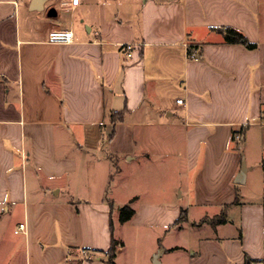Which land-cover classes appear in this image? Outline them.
I'll return each mask as SVG.
<instances>
[{
	"label": "crops",
	"instance_id": "obj_1",
	"mask_svg": "<svg viewBox=\"0 0 264 264\" xmlns=\"http://www.w3.org/2000/svg\"><path fill=\"white\" fill-rule=\"evenodd\" d=\"M12 230L0 264H108L113 239L116 264L264 261V0H0L1 243Z\"/></svg>",
	"mask_w": 264,
	"mask_h": 264
},
{
	"label": "trees",
	"instance_id": "obj_2",
	"mask_svg": "<svg viewBox=\"0 0 264 264\" xmlns=\"http://www.w3.org/2000/svg\"><path fill=\"white\" fill-rule=\"evenodd\" d=\"M223 31H224L225 40L227 43L242 44V45H244L247 48L252 49V50L256 49L258 47V45L256 43L249 41V39L242 32L238 31L237 29L227 27V28H223ZM189 53L190 54L195 53V48L192 45L189 46ZM125 114H126L125 110L113 112L110 116V120L113 123L118 122V121H123L125 118ZM134 214H135V211L131 207L125 206L123 208V210L121 211L120 221L122 223H125L128 220H130ZM226 219H227V213L225 210L221 213V215L214 218L211 223L213 225H218L220 223H224L226 221ZM181 221H183L182 218L179 219L178 223H180ZM117 247H118V242L115 239H113L111 249L108 251V264H116L115 258H116ZM259 262H262L264 264V261H262V260H253L251 258H247L245 264H256Z\"/></svg>",
	"mask_w": 264,
	"mask_h": 264
},
{
	"label": "built area",
	"instance_id": "obj_3",
	"mask_svg": "<svg viewBox=\"0 0 264 264\" xmlns=\"http://www.w3.org/2000/svg\"><path fill=\"white\" fill-rule=\"evenodd\" d=\"M79 0H73L74 5H78ZM75 39V35L73 31L70 30H52L49 35H48V42L52 44H69L72 43ZM132 46L128 45L126 46L127 50V55L128 57L132 56L131 53ZM192 59H198L197 54H191ZM179 104H183V100L180 99L178 100ZM243 138L242 134H239L236 136L237 140H241ZM27 231V226L25 223L19 224L17 230L15 231L16 234H21V233H26ZM83 254L87 257L90 258V254L88 251H83ZM256 264H263L262 262L256 263Z\"/></svg>",
	"mask_w": 264,
	"mask_h": 264
},
{
	"label": "rangeland",
	"instance_id": "obj_4",
	"mask_svg": "<svg viewBox=\"0 0 264 264\" xmlns=\"http://www.w3.org/2000/svg\"><path fill=\"white\" fill-rule=\"evenodd\" d=\"M5 236H6V242H3V243L0 242V255H1V257H2V255H6V256L8 255L10 248L12 246V244L10 243V239H11L10 237L15 236V235H14L13 230H12L11 233L7 232ZM131 236H133L132 231H129L128 233H126L127 238H129ZM22 262H23V259L17 261V263H19V264ZM7 264H9L8 260H7Z\"/></svg>",
	"mask_w": 264,
	"mask_h": 264
},
{
	"label": "water",
	"instance_id": "obj_5",
	"mask_svg": "<svg viewBox=\"0 0 264 264\" xmlns=\"http://www.w3.org/2000/svg\"><path fill=\"white\" fill-rule=\"evenodd\" d=\"M49 15H52V16L57 15V10H56V9H52V10L49 12ZM241 182H242L241 180H238L237 183H241ZM160 256H161V252H159V253L156 255V257H155V259H154V261H153L154 264H161V262H160V260H159Z\"/></svg>",
	"mask_w": 264,
	"mask_h": 264
}]
</instances>
